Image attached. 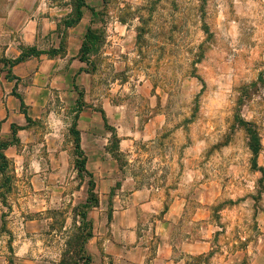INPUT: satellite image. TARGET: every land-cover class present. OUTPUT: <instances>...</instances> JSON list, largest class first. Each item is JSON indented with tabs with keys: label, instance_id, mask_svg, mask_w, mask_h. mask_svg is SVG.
<instances>
[{
	"label": "rangeland",
	"instance_id": "obj_1",
	"mask_svg": "<svg viewBox=\"0 0 264 264\" xmlns=\"http://www.w3.org/2000/svg\"><path fill=\"white\" fill-rule=\"evenodd\" d=\"M78 2L46 0L68 12L49 42L58 35L65 55L70 30H96L82 67L88 88L80 79L76 90L69 80L63 89L47 86L29 141L0 170V264H86L84 250L75 255L67 243L80 248L75 236L88 221L94 235H113L127 178L134 180L127 197L153 189L165 209L186 200L176 241L210 230L211 251L190 264H264L256 260L264 254V0H86L97 15L84 10L83 23L69 30ZM4 47L0 37L1 128ZM77 91L84 93L79 103ZM152 112L163 113L165 123L148 139L141 134ZM75 128L99 200L87 211L89 177L77 167ZM248 129L260 140L257 157ZM150 221L140 215L141 237Z\"/></svg>",
	"mask_w": 264,
	"mask_h": 264
},
{
	"label": "crops",
	"instance_id": "obj_2",
	"mask_svg": "<svg viewBox=\"0 0 264 264\" xmlns=\"http://www.w3.org/2000/svg\"><path fill=\"white\" fill-rule=\"evenodd\" d=\"M85 3L87 7L81 9V18L68 27L69 30L83 23L84 10L91 11L92 7L86 0ZM46 6L49 11L45 10ZM53 6L46 4V0H0V37L4 39L3 53L7 61L16 60L25 51L34 50L26 61L11 67L12 78L7 77L8 70L2 81L7 105L3 118L4 127L0 126V137L12 142L3 151L8 159L17 157V147L21 142L29 141L26 138L31 135L28 126L32 121L29 123L22 113L21 100L25 104L28 117L34 120L36 117L33 112L45 102L50 87L63 89L65 84H62V81L69 80V87L76 90L80 79L82 85L88 88L86 82L88 75L82 68L87 63L80 59L84 34L78 35L74 30L69 31L67 37L69 47L66 48L65 55L60 53L58 35L55 43L49 42V37H53L54 31L58 30L59 19L68 14L63 9L56 12L57 8ZM91 14L93 15L92 11ZM81 123L82 120L80 125ZM164 123L163 113L152 112L148 116L146 131L141 136L152 139L163 128ZM12 126L16 128V138L19 142H14ZM123 142L126 140L123 139ZM14 162L22 165L18 160ZM93 175L95 177L94 173ZM133 182V179L127 178L125 188ZM122 187L117 198L123 200L115 207V217L111 223L113 235L109 237L94 235L85 245V250L91 257V264H190L193 257L207 255L211 251L209 239L212 234L209 233V229L201 228L200 233L203 236L201 234L198 238L188 235L181 241L175 240V223L187 210L185 199L177 198L173 205L165 209L164 198L155 194L153 189L132 190L127 197L123 194L125 188ZM142 213L151 219L149 230L144 237L139 234ZM204 219L205 217L201 216L197 217L196 221ZM256 260L264 263V254L258 255Z\"/></svg>",
	"mask_w": 264,
	"mask_h": 264
},
{
	"label": "trees",
	"instance_id": "obj_3",
	"mask_svg": "<svg viewBox=\"0 0 264 264\" xmlns=\"http://www.w3.org/2000/svg\"><path fill=\"white\" fill-rule=\"evenodd\" d=\"M83 7H87L85 0H80V2L77 3L76 5V11H77V18L75 21L71 22L72 24L77 22L81 16H82V11L81 9ZM91 11L93 13V15H97V12H95L94 9L91 8ZM71 24V25H72ZM98 41V36L96 33V30L92 27H89L87 30V33L85 35V40L81 49V53L82 55L80 56L81 61L86 62L87 63V55L91 52L92 46L95 45ZM32 51L34 50H28L27 52L25 51L19 58H17L16 60L13 61H7L5 65H10V69L8 71L7 77L12 78L11 77V67L26 61V59L29 57V55H31ZM34 53V52H33ZM75 88H77V86H74ZM78 103L80 101H82V98L84 96L83 91H78ZM21 111L22 113L26 116L27 121L30 123L32 120L28 117L26 108H25V104L23 103V101L21 100ZM80 112H82V104L81 106H79V110L77 111V113L80 114ZM101 115L104 121V124L106 125V127H108V119L106 117V114L104 111H101ZM78 116V115H77ZM13 129V135H14V142L19 141L16 138V128L15 126H12ZM74 134L76 136L75 142H76V152L78 154V160H77V167L80 173H84L86 175H88L89 177V198L87 199L84 207L87 210L96 207L99 203L98 197L95 193L96 190V182L94 180V176L91 172H89V170L87 169V163H88V157L85 153V151L82 149L81 147V131L79 129H74ZM248 133L250 134V140H249V148L251 149V151L253 152V154L255 155V157H257V155L260 152V140L256 134V131L252 130V129H248ZM11 141H7V142H2L0 143V170L3 172L9 165V159L5 156V154L3 153L4 150H6L9 145H11ZM81 217L83 218L84 221L87 220V214L86 212H83L81 214ZM88 225V229H86V232H82L77 234L75 237L76 238H80L79 243H80V248L78 250H75V246L71 245L70 243H67V246L70 247V249H74L72 253H75V255H79V253H81L84 250V253L86 254V257L84 258V261L86 262V264H91V257L88 256L86 250H85V245L88 242L89 239H91L94 234H93V224L91 221L88 222H84ZM10 264H15L13 259L11 258L9 260Z\"/></svg>",
	"mask_w": 264,
	"mask_h": 264
}]
</instances>
